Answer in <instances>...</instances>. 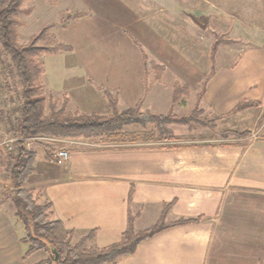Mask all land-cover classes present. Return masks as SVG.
Masks as SVG:
<instances>
[{
	"label": "crops",
	"instance_id": "1",
	"mask_svg": "<svg viewBox=\"0 0 264 264\" xmlns=\"http://www.w3.org/2000/svg\"><path fill=\"white\" fill-rule=\"evenodd\" d=\"M87 18L89 21L82 24L88 26L98 19ZM125 38L118 35L107 51L99 50L97 54H104L102 61L98 59L100 55L89 56L93 63L80 67V72L89 75L87 80L80 75L82 79L68 81L73 75L68 69L67 78L63 72L51 74L45 62L44 78L47 76L49 84L45 80L44 86H50L47 89L54 94L63 89L68 93L69 104L77 103L73 109L81 111L79 107L89 105L90 97L94 102L106 100L103 89L117 93L119 102L129 105L146 101L148 96L156 97L159 90L149 89L145 52L136 48L134 40ZM110 52L120 58L108 60ZM261 53L264 54V49ZM253 65L256 71L244 78H238L233 71L213 73L201 104L207 103L213 110L211 114L222 119L245 115L231 113L243 101L264 108V61ZM165 89L169 103L177 100L176 92ZM78 96L81 102H77ZM81 97L84 101L88 98L86 104H82ZM86 111L99 112V109ZM256 133L238 139L241 141L238 143L184 145L152 137L127 140L80 137L77 140L83 143L69 147L70 157L64 166L47 159L40 146L35 149V171L23 187L40 191L41 201L52 203L54 217L61 220L55 230L58 238L64 239L72 232L71 243H75L95 230L94 236L86 241L94 248L121 241L131 216L136 231L155 224L165 203L174 202L166 217L168 222L201 218L198 222L161 230L114 264H264V119ZM1 163L9 167L10 158L3 162L0 159ZM4 183L0 179V264H44L51 256L46 250L23 258V228L14 215L13 189ZM131 187L134 193L129 202ZM137 218H147L149 223L135 226Z\"/></svg>",
	"mask_w": 264,
	"mask_h": 264
},
{
	"label": "rangeland",
	"instance_id": "2",
	"mask_svg": "<svg viewBox=\"0 0 264 264\" xmlns=\"http://www.w3.org/2000/svg\"><path fill=\"white\" fill-rule=\"evenodd\" d=\"M20 9L17 20L21 43L29 42L43 27L52 24L47 29L46 36L38 40V44L56 46L64 43L72 47L71 51L50 54L51 58L49 54L40 57L44 68L45 62L50 66V73L62 74L63 72L65 78L68 77L66 69L69 73H73L68 81L82 79L81 77L87 80L86 75L88 74L86 71L80 72V67L91 64L92 60L89 56L92 54L96 57L100 55L98 59L102 61L104 54H97V52L104 49L107 51L118 35L130 39L131 42L132 37L138 40L140 46L136 43L134 45L146 54L149 89L159 90V95L148 96V100L141 102L142 110L155 113L187 114L196 108L200 109L201 116L212 119L211 123L214 127L199 122L169 123L168 128L177 136L176 141L180 145L195 142L229 143L234 141L238 143L241 142L238 139H247L254 130L257 132L264 119V108L261 104L236 112L247 115L222 119L221 116L211 114L213 110L207 103L203 105L197 102L203 81L207 78L210 80L213 73L220 72L222 75L233 71L238 78H244L251 71H256L254 63L264 61V54L261 53L264 49V0H25ZM76 11H86L88 15L70 20L63 25L62 20ZM102 12L106 16H103ZM88 16L98 17V19L91 22L90 26L82 24L87 19L89 21ZM87 30L89 34L86 33ZM216 34L221 35L222 42L213 60L211 46ZM126 41L128 45H131L129 40ZM107 56L108 60L114 58L113 60L116 61L120 58L111 52ZM259 73H262V70ZM45 80L48 85L47 76L44 78L43 75V84ZM65 84L68 85L66 82ZM48 87L45 86L47 97L54 94L48 90ZM165 88L169 92H176L177 100L169 103V100H166L169 97L164 95ZM112 93L118 96L117 93ZM53 97L58 98L59 106H61L64 99L68 98V93L60 89ZM103 97L106 100L103 101L101 98L96 102L92 100L93 97H90L89 105L79 108L82 112H88L87 109H99V113H111L112 108L106 96L103 95ZM76 98L77 102H81L79 96ZM81 98L84 101L83 97ZM86 101L88 98L82 104H86ZM23 103L22 86L16 66L0 44L1 162L9 159L10 151H12L9 146L14 149L16 139L19 138L15 124L21 115ZM76 104L75 102L68 103L66 109L74 111L76 109H73V106ZM136 104L129 105L127 102H119L118 96L119 110ZM252 121L257 122L256 127L250 123ZM124 130L109 140L158 138L159 136L156 124L153 122L146 125L133 124L125 127ZM228 130L248 134L243 136L231 134L223 137L222 133ZM256 132L254 136L257 135ZM9 139H14V141L6 143ZM61 139L65 141L59 140L49 145L62 147L69 143L68 147H71L70 141H77L80 137ZM45 143L47 141H36L29 147L25 142V145L27 148L37 149L40 144ZM57 146L54 150L58 148ZM0 168V179L8 181L10 176L8 164L1 163ZM9 192L12 193L11 189ZM140 219H136L135 226L149 223L147 218Z\"/></svg>",
	"mask_w": 264,
	"mask_h": 264
},
{
	"label": "trees",
	"instance_id": "3",
	"mask_svg": "<svg viewBox=\"0 0 264 264\" xmlns=\"http://www.w3.org/2000/svg\"><path fill=\"white\" fill-rule=\"evenodd\" d=\"M25 0H0V44L11 57L16 66L19 81L22 86L24 103L21 106V115L15 124L16 134L19 137H30L38 134H47L56 138L81 137L85 139L109 140L124 132L125 127L133 124L146 125L153 122L159 133L158 141L177 140V136L168 128L169 123L189 124L199 122L211 125V118L201 116L200 109L194 108L187 114H173L168 112L155 113L142 110L141 102L123 110L118 109V96L108 89H103L107 101L112 108L109 114L99 112H82L81 110H67L69 99L65 98L62 105L50 95L47 97L43 84L45 73L44 63L40 59L45 54H56L60 51H71L68 44L59 43L56 46L38 44V40L46 36L47 29L43 27L29 42L19 41V25L17 15L20 6ZM88 15L86 11H76L68 14L63 20V25L70 20H76ZM140 46L138 40L132 37ZM222 42L220 34H216L211 46V54L214 60L217 49ZM146 58V55H145ZM209 78L202 83V89L198 94L197 102H200L207 90ZM255 105L253 102H241L231 111L236 113L248 106ZM247 135L248 133L228 130L222 133L223 137L229 135ZM43 147L46 158L52 160L54 149L51 145L40 144ZM36 151L27 148L23 140L16 142L15 148L10 151V176L5 180L8 187L13 188L11 195L14 215L22 225L23 234L21 242L24 245L23 258L38 250H46L51 254L52 249L56 253L51 254L44 264H114L124 256L134 253L139 243L168 227L188 222H198L197 218H181L175 221H166L167 214L174 202L165 203L159 220L143 230L136 231L132 216L129 218L127 229L123 232V239L117 243L94 248L87 245L86 241L92 238L95 230L75 243H71L72 232L64 239L55 234V230L61 225V220L54 217L52 203L49 200L41 201V192L33 188H24L23 185L29 176L35 171ZM134 187L129 193V202L132 201Z\"/></svg>",
	"mask_w": 264,
	"mask_h": 264
},
{
	"label": "built area",
	"instance_id": "4",
	"mask_svg": "<svg viewBox=\"0 0 264 264\" xmlns=\"http://www.w3.org/2000/svg\"><path fill=\"white\" fill-rule=\"evenodd\" d=\"M16 140L17 141L18 140H23V141L26 142V145L30 147L36 141H42V142L47 141V143H45V144L49 145L50 143H54L56 141H59L60 139L56 138V137H53L51 135L38 134V135L30 136V137H19ZM12 141H14V139H9V140L6 141V143H9V142H12ZM70 143H71V145H74L76 143H83V141H79V140L70 141ZM68 145H70V144L68 143ZM68 145L67 146L58 147L54 151V155H53V159H52L53 162H55L58 165H62V166L67 164V162L69 160V157H70V152H69ZM9 149L12 150L13 147L9 146Z\"/></svg>",
	"mask_w": 264,
	"mask_h": 264
},
{
	"label": "water",
	"instance_id": "5",
	"mask_svg": "<svg viewBox=\"0 0 264 264\" xmlns=\"http://www.w3.org/2000/svg\"><path fill=\"white\" fill-rule=\"evenodd\" d=\"M55 253H56V258H58L57 251L55 249H52L51 254H55Z\"/></svg>",
	"mask_w": 264,
	"mask_h": 264
}]
</instances>
